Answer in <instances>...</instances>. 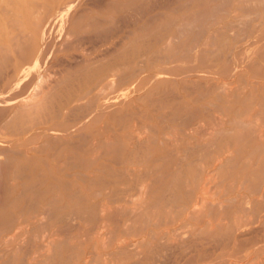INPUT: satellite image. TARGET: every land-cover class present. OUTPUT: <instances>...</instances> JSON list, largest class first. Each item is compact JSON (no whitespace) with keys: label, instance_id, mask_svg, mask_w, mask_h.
I'll return each mask as SVG.
<instances>
[{"label":"rangeland","instance_id":"1","mask_svg":"<svg viewBox=\"0 0 264 264\" xmlns=\"http://www.w3.org/2000/svg\"><path fill=\"white\" fill-rule=\"evenodd\" d=\"M115 1L76 0L72 8L76 13L72 18L66 15L61 33L54 27L49 36L45 32L38 37L29 71L18 81L22 90L20 83L56 72L48 92L62 95L74 83L66 88L54 83L76 75L81 59L101 57L107 46L115 48L107 57L114 59L112 69L118 76L111 106L86 110L84 118L80 112L68 116L82 119L71 137L82 150L98 139L115 143L107 148L115 150L98 149L94 155L65 151V169L52 176L62 184L50 185L43 195L42 183L47 187L48 178L29 176L41 181L34 188L39 191H24L26 202L16 206L2 197L11 199L13 193L4 190H21V180L0 171V238L10 236L8 244L0 245V264H264V178L258 171L264 160V44L252 45L251 35L264 27V0H119V5ZM8 2L0 0L2 38L9 36L11 26L20 28L15 27L18 14L5 12L11 8ZM35 11L27 9L28 15ZM106 11L104 23L101 14ZM160 12L179 23L196 21L170 46V58L142 55L135 59L138 65L129 63L118 42L131 39L133 30L144 26L140 18L145 14ZM92 16L100 22H89ZM216 31H223L227 39L219 40L227 42L214 41L211 35ZM7 105H0V115ZM6 126L5 132L10 131L12 124ZM29 126L26 132L8 135L0 147L17 148L42 128ZM52 156L47 157L49 162ZM86 159L95 163L87 167ZM73 191L77 194L71 200L68 195ZM47 203L51 209H46ZM11 235L18 236L13 240Z\"/></svg>","mask_w":264,"mask_h":264},{"label":"bare ground","instance_id":"2","mask_svg":"<svg viewBox=\"0 0 264 264\" xmlns=\"http://www.w3.org/2000/svg\"><path fill=\"white\" fill-rule=\"evenodd\" d=\"M7 1H9L8 3H10L9 5H11L10 6L11 8H4L6 10L5 12L11 13V14L12 13L18 14V17L15 19V27L18 26L20 28L16 27L17 29L14 30V27L11 26V28L9 29L10 31H8L9 36H6L4 38L0 37V75H3V74L5 75V77L3 76L4 78H3V82H2V86H1V90H0V105L3 103H9L10 104L9 106L7 105L3 114L0 115V119H1L0 121L1 122L5 121L1 124L2 127H0V141H7L8 135H10L9 137H11V135H17V133L26 132L29 128H31L29 125H32V127H33V124H34V126L35 125H41L42 126L40 131L36 133L38 138H39V140H37V142L34 139L31 140L32 138L37 137L35 134V135H32L26 139H23L21 142L17 143L16 144L17 148L16 147L15 148L0 147V157H2V156L5 157V159L4 158H3V160L1 159L2 160L1 166H0L1 173L3 175H6V176L11 175L15 179L21 180L22 187H21V190H19V191H17V189H15V187H13L12 189H9L8 187L5 189V188H3L4 186L2 187V189H5L4 191H6L7 193L8 192H9V194L13 193V195H14L13 197H11V199H10L9 195H4L2 198L7 200V202H10V204L12 206H16L19 204L18 202H20L22 200L25 201L24 200V198H25L24 191L33 190L35 187H38L39 186L38 183L41 182L40 180H39L40 182L34 181V180L30 179L29 176L32 177L35 175L36 176L44 175V177L46 176L48 178L47 187H46L45 183H42V185H44L43 191H41V193L43 192V195H44L45 191L50 187V185L59 186L60 184H62L59 180L52 178V176H53L54 172L61 171V170L65 169V167H66V165H65V163H66L65 151L68 153H71L72 150L75 152L79 150V151H81V153L84 151V153L93 154V153L98 152V149H101V150L106 149L107 150V148H109L111 146V144H113V142H111V141H110L111 143L109 141H108L109 142L108 143L107 141H104L103 139H102V141H101V139H98V141H96V143L98 142L97 144L92 143L88 148H84V150H82L81 145L76 144L78 141L77 142L72 141L71 137L75 136L78 133V131L80 129V126H78V123L82 122L81 118H84L83 115H85L86 110H88L90 112V109H93V110H96V112H97L98 110L102 111V109L109 108V106H111L109 101H110V99L113 98V96H111V91L113 90V88L117 84V83L115 84L116 78L114 79V76L116 77L117 75L112 69V66L114 64V59L107 58L108 56H110L111 52L113 50H115V48L112 49V47L109 48L107 46L106 48H104V50L102 49L104 51V53L101 55V57L97 56V57H91V58H84L81 60L79 59L81 62H80V65H78L79 64L78 63L77 67L75 68L76 75L72 74L74 77L70 75L71 76L70 78L69 77L64 78V79H61V81H57L56 84L54 83V85H57L60 88L69 87V86H67V85H69V83H72V84L74 83L72 85V87L70 86V88H71L70 90H67V91L64 90L65 91L64 94L59 95L58 92H57L58 94L53 93V92L50 93L51 91L48 92L51 87H54V86H52V82H55V81L54 80L52 81V78L54 75L58 74V73L56 74V72H53L52 75L49 73L38 75L31 83H28V84L27 83H24V84L20 83V87L22 86L23 89L28 85H31V88L27 92L24 91L23 89L19 90L18 81L21 79V77L23 75H25L29 71V68L31 65V64H29V59H31L36 54L35 47L37 44L38 37L40 35L42 36V34L45 32L49 36L51 31L54 29V27H56L57 30L61 33L63 31V28H65V23L68 22V19L66 20V15H68L70 13V18H72L76 13L75 11H72V8L76 3V0H6V2ZM148 1H150V0H148ZM165 1L168 2L169 0L168 1L165 0ZM115 2H117V4H118L119 0H116ZM150 2L152 3V1H150ZM150 2H149V4H150ZM155 2H156V0L154 1V3ZM130 3H131V1H130ZM136 3H138V2H136ZM176 3H177V1H176ZM260 3L263 4V2H260ZM117 4L114 3L115 6ZM125 4L128 5V2ZM125 4H124V6H125ZM140 4H136V7H137V5H140ZM142 4H141V10H142ZM172 4H173V2H172ZM200 4H202V3H200ZM92 5H93V2L91 4V7H92ZM156 5L158 6V4H156ZM184 5H186V4H184ZM115 6L111 7L113 9L115 8L114 11L116 10V7H118V6H116V7ZM133 6H134V4H133ZM169 6H170V4H169ZM179 6H181V10H182V8H183L182 5H178V7ZM187 6L189 7L188 4H187ZM34 7L36 8V11L34 13H32L31 15H28L27 9H31ZM261 7H262V5H261ZM106 8H107V6H106ZM137 8L140 9V7H137ZM137 8H136V10L138 12H140L141 10H138ZM154 8H156V7H154ZM243 8L246 10V7H243ZM255 8H258V6ZM174 9L176 11L177 8H174ZM178 9H180V7ZM71 11H72V13H71ZM147 11H148V9H147ZM244 11H241V12H244ZM142 12H143V10H142ZM142 12H140V14L139 13L138 14L141 15ZM249 12L251 13V11H249ZM252 13H253V10H252ZM256 14L257 13L255 12V15ZM101 15L104 16V18L101 19V21L104 23L107 22L106 21L107 20L106 15L109 16L108 12L107 11L103 12ZM142 15H144V14H142ZM248 15L249 14L247 13L246 17ZM198 16L200 17L201 15H198ZM240 16H242V17L244 16L243 18H245V15H240ZM195 17H196V15H195ZM199 17L197 18V21H199ZM242 17H240V20ZM251 17H252V14L250 15V18ZM202 18H203V16L201 17V19ZM243 18H242V21H244ZM9 19L11 20L10 17H9ZM75 19H77V18H75ZM183 19H184V17H183ZM247 19H248V17L246 18V20ZM96 20L98 22L100 19H97L96 16H94V17L92 16V17H90V19L88 21L91 23H94V22H96ZM140 20L144 23V26L141 27V25H140L138 28H135L133 30L134 36L131 39L126 38V39L122 40V42L121 41L118 42V45H117L119 47L120 46L125 47V49L122 53V56L125 57V60H127L129 63H133L135 65H138L140 63L139 60L135 61V59L138 57H141L142 55L147 56L148 58H151V59H158V58L167 59L172 54L173 48L170 49L172 47L171 45L176 40L178 41V38L182 37L181 35H183V33L185 31L190 30L192 28V25L195 24L196 18H192L191 20L187 19V21L185 20V22L179 23V22H177L178 18L174 19V17L170 16L169 14L166 15V14H163L160 12V13H155V14H145V16L143 18L141 17ZM239 22H241V21H239ZM199 23L201 24V22H199ZM231 23H229L228 25H230ZM195 28H196V26H195ZM226 30H225V32H226ZM196 32H198V28H197ZM196 35H197V33H196ZM251 35H253V38H254L252 45L253 44L255 45V43H257V42L264 44V27L262 29H260L257 33H252ZM198 36H200V35L198 34ZM225 36L226 35H224L223 31H221V32L216 31V33L211 35V37H212V39H214V41H215V39L222 40L225 38ZM234 36L235 35H233V37ZM244 37H245V33H244ZM244 37L242 35L240 39L244 40L245 39ZM105 38H107V37H105ZM123 38H124V36H123ZM194 38L195 37H193L191 41H193ZM237 38H238V35H237ZM102 39H99V41ZM225 39H227V38H225ZM220 40H219L220 43H224L226 41L225 40V41L221 42ZM45 42H47V41L45 40ZM176 43H178V42H176ZM181 43L182 42H180V44ZM210 43H212V42H210ZM61 45H63V44H61ZM115 47H116V42H115ZM177 47H180V45H178ZM175 51L173 52V54L175 53ZM77 62H79V61H77ZM98 62H100V63H98ZM74 64H76V63H74ZM66 65H68V64H66ZM70 65H71V63H70ZM86 67H89V69H87ZM69 68H73V67L69 66ZM63 71H65V70H63ZM61 73H62V71H61ZM123 79H125V78H123ZM118 80H121V79L119 78ZM124 82L121 83L120 85H123ZM126 82H127V80H126ZM190 82H193V80L192 81L190 80ZM74 86L76 88H74ZM62 110H65V113L62 112ZM77 112H80V115L83 114V115H81V118L79 115V118L81 120L77 119V118L71 119L68 117V116L73 115ZM77 117H78V115H77ZM9 122L12 124V126L10 127V131L5 132L6 131L5 129L9 128V126H6V123L9 124ZM107 128H109V127H107ZM102 129H105V128L102 127ZM109 133H111V132H109ZM81 135H83V134L81 133ZM86 136H88V135H85L84 137L86 138ZM96 137H97V135H96ZM110 137H112V135H110ZM85 138H83V139H85ZM86 141H87V138H86ZM110 149L107 151H110ZM113 149L115 150V148H113ZM113 149H111V150H113ZM117 149H119V148H117ZM48 151H52V154H49L48 156L53 155L52 161H50V162L47 160ZM105 153H106V151H105ZM1 154H3V155L1 156ZM63 158H64V160H63ZM68 158H67V160H69V161H67V162H70L73 157H71V158L68 157ZM74 158H76V156H74ZM91 158L93 160L94 156H92ZM92 160L90 162H88V160L86 159V161L89 164L87 167L90 166ZM79 161H81V160H78V162ZM60 162H62V165L60 164ZM72 162L73 161H71L70 163H72ZM93 162L95 163V160ZM70 163H68V164H70ZM73 166H75V164H73ZM79 168H80V166H79ZM258 171H262L261 175H263V178H264V160L261 161V165L258 168ZM196 176L197 175H195V177ZM90 180L92 181V179H89V181ZM66 184L68 186L67 182H66ZM33 191H31V192H33ZM37 191H39V190L38 189L35 190V193ZM77 192H78V190H77ZM41 193H39V194L41 195ZM75 193H76V191L73 194H70L68 196H70V198H71V197L75 196ZM139 193H141V189H140ZM32 194H34V193H32ZM34 195H36V194H34ZM38 196L39 195L37 194L36 198ZM78 196H76V198ZM137 196H140V194H138ZM199 198H200V200H199ZM199 198H198V200H199L200 204L202 205L204 203V199L201 196ZM33 199L34 198H32V200ZM26 200H27V197H26ZM71 200H72V198H71ZM80 200L81 199H78L79 202H80ZM27 201H29V200H27ZM37 201H38V199H37ZM48 201H50V200H48ZM51 201H52V199H51ZM79 202L75 203V204H79ZM196 203H198V201ZM50 204H52V203L50 202ZM47 205H48V203L46 204V206ZM48 206L46 209L50 208V207L48 208ZM53 206L54 205L52 204V210H54ZM193 206L194 207L192 209V212L196 213L197 209L195 208L194 204H193ZM58 208H60V207H58ZM66 208L67 207H65V209ZM56 210H59V209H55V211ZM74 211H72V212L75 214L78 213V211L77 212L76 211L74 212ZM2 213H3V211L0 208V215ZM52 213H54V211H52ZM194 213H192V214H194ZM60 214L62 215V213H60ZM68 214H69V212H68ZM70 214H71L70 217H72V213H70ZM81 214L83 215V212ZM81 214H80V216H82ZM57 215H58V213H57ZM63 215H67V213L66 214L63 213ZM85 215H87V214H85ZM67 216L69 217V215H67ZM89 216H91V215L89 214ZM10 217H12V216H10ZM91 217H93V216H91ZM36 220H38V219H36ZM8 222L6 221V223H8ZM14 223L15 222H13V224ZM41 223H39V224H41ZM8 224L10 225L11 223H8ZM13 226H12V228H13ZM20 226L21 227L23 226V228H25L24 225H20ZM20 226L18 228L17 227L16 228L20 229ZM9 230H11V229H9ZM24 230H26V229H24ZM24 230H22V231H24ZM3 231H5V230L3 229ZM171 231H174V229ZM1 233H2V231L0 232V234ZM18 233H21V231L18 230ZM14 236L15 235H13V236L11 235V238L13 240H14V238H13ZM17 236L18 235H16L15 238ZM6 237L8 239H10L9 238L10 236L9 237L6 236ZM2 239L0 238V245H3L4 242L5 243L7 242V244H8V239H5V240H2ZM10 241L11 240H9V242ZM50 243H53V242H50ZM4 245H6V244H4ZM59 245L60 244H58V246ZM118 245H120V244H118ZM45 246H48V245H45ZM120 254H122V251L120 252ZM86 260L89 261V259H86ZM87 261H86V263H87Z\"/></svg>","mask_w":264,"mask_h":264}]
</instances>
